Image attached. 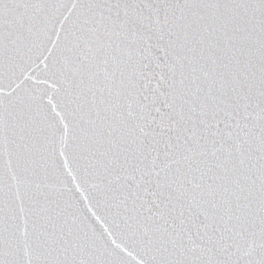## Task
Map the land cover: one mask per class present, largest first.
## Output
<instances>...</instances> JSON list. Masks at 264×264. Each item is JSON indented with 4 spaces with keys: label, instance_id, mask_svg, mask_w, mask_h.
<instances>
[{
    "label": "snow or ice",
    "instance_id": "obj_1",
    "mask_svg": "<svg viewBox=\"0 0 264 264\" xmlns=\"http://www.w3.org/2000/svg\"><path fill=\"white\" fill-rule=\"evenodd\" d=\"M0 264H264V0H0Z\"/></svg>",
    "mask_w": 264,
    "mask_h": 264
}]
</instances>
